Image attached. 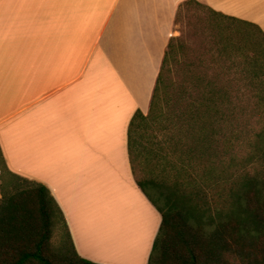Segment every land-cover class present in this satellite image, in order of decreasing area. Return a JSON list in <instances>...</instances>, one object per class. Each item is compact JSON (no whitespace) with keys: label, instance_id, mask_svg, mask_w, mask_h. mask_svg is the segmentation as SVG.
<instances>
[{"label":"crops","instance_id":"crops-1","mask_svg":"<svg viewBox=\"0 0 264 264\" xmlns=\"http://www.w3.org/2000/svg\"><path fill=\"white\" fill-rule=\"evenodd\" d=\"M184 1L0 0L2 158L49 190L89 262H149L161 215L135 181L128 129ZM198 1L264 32V0Z\"/></svg>","mask_w":264,"mask_h":264},{"label":"trees","instance_id":"trees-1","mask_svg":"<svg viewBox=\"0 0 264 264\" xmlns=\"http://www.w3.org/2000/svg\"><path fill=\"white\" fill-rule=\"evenodd\" d=\"M191 6L204 9L213 20L204 32L218 52L228 58L246 57L243 62L258 69L241 79L249 80L255 90L251 94L254 107L242 119L233 112L231 93L216 89L212 81L204 85L195 74L172 80L169 41L148 113L136 111L128 129L135 181L161 215L148 264H230L229 258L240 264H264V32L254 23L215 12L198 0L182 2L175 22ZM250 119L257 120L242 136L238 127L244 122L248 126ZM148 129L156 131L151 149L141 142ZM185 137L192 141L190 154L183 151L188 145ZM167 143L169 152L178 154L182 163L168 164L169 171L166 160L170 157L164 153ZM235 147L237 155H233ZM141 151L146 152V160L154 161L156 174L146 173L144 180L135 174ZM0 163V264H95L75 252L49 190L9 172L1 150ZM15 180L23 186L11 184ZM144 186L155 192L163 207ZM49 202L58 216L49 209ZM59 223L70 252L51 246L52 228ZM208 226H212L211 232H207Z\"/></svg>","mask_w":264,"mask_h":264},{"label":"rangeland","instance_id":"rangeland-1","mask_svg":"<svg viewBox=\"0 0 264 264\" xmlns=\"http://www.w3.org/2000/svg\"><path fill=\"white\" fill-rule=\"evenodd\" d=\"M210 15L202 8L189 7L183 10L180 13L178 20L175 22L173 36L171 38L172 45V62L170 64V74L169 77L172 80L179 81L180 77L185 75H197L203 81L202 83L206 85L207 81H212L215 85V88L218 90H228L233 96V102L235 109L233 112H236V116L240 118H245L246 113H251V110L254 107V101H252L251 94L255 91L253 86L250 84V81L245 80L241 81L244 77L251 76L253 73L257 72L258 69L254 68L251 63L246 64L243 61L246 57H230L228 58L225 54L217 51V45L214 46L213 39L204 32L207 27L212 23V19L210 20ZM251 53H247L250 55ZM249 57V56H248ZM247 57V61H250V58ZM258 60L261 61V58ZM233 61L236 62L235 65ZM229 82L230 84H228ZM204 88L202 87V90ZM174 91V90H173ZM169 95H171V90L168 91ZM174 100V99H173ZM182 108V106L178 107V109ZM242 116V117H241ZM257 119H250L249 125L245 126L247 122L238 127V130L242 132V136L245 132H247ZM254 125V124H253ZM245 126V127H244ZM179 127V126H178ZM146 137H144L142 144L148 145L151 149L153 148L152 142L153 137L152 134H156L155 130L151 132L149 129L147 130ZM161 137V136H160ZM186 139V137H185ZM175 140V138H174ZM242 140V137H241ZM241 140L236 142V145L241 143ZM188 145L183 148L184 152L189 153V144H192L191 140L186 139ZM170 143L166 144V150H164L168 157L166 160L167 171H169L170 163H175L177 165H182V163L177 158L178 154L172 155L169 152ZM147 147V148H148ZM238 147H235L233 151V155H237L239 150H236ZM236 150V151H235ZM231 151V152H232ZM142 152V151H141ZM190 154V153H189ZM170 155V156H169ZM179 156V155H178ZM190 158V157H189ZM141 163H136L135 165V174L139 180H144L145 174L152 172V175L155 174L154 161L151 159L146 160V152H142ZM185 161V160H184ZM191 163V161H189ZM1 164V163H0ZM212 166H216L215 164ZM158 174V172H157ZM9 181V178H6ZM172 180V179H171ZM16 182H12L13 185H20V181L15 180ZM149 196L153 199V201L160 207L164 206L162 200L155 194L154 191L149 186H144ZM192 189L195 187H191ZM157 193V192H156ZM49 209L55 213V216H58L56 213V209L52 203L49 202ZM212 209H214V203L211 201ZM212 210V215H213ZM207 232H211L212 226L206 227ZM51 246L52 248H61L64 252H70V244L64 231L63 226L59 223V226H54L52 228L51 234ZM230 264H240L238 260L235 258H229Z\"/></svg>","mask_w":264,"mask_h":264}]
</instances>
